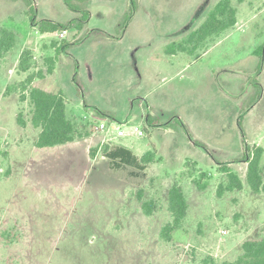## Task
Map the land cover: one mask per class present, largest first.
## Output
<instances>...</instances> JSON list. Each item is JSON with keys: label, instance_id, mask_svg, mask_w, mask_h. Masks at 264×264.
I'll use <instances>...</instances> for the list:
<instances>
[{"label": "rangeland", "instance_id": "1", "mask_svg": "<svg viewBox=\"0 0 264 264\" xmlns=\"http://www.w3.org/2000/svg\"><path fill=\"white\" fill-rule=\"evenodd\" d=\"M133 1L124 27L131 0H74L90 13L84 29L41 34L23 0H0V29L15 34L0 68V232L8 228L16 236L10 247L0 241V264H223L245 239L261 235L264 195L244 185L217 198L216 188L225 180L221 165L244 182L245 147L264 151V137L236 142L244 115L251 124L264 120V55H253L264 44V0H231L236 24L192 56L168 55L166 45L196 29L217 0ZM31 2L36 21L67 25L78 16L63 0ZM126 28L120 43H101L118 40ZM184 61L179 74L174 65ZM162 70L166 80L152 74ZM32 88L64 94L78 135L73 142L34 147L38 130L28 101H19ZM19 112L24 128L16 124ZM100 123L105 130L97 129ZM134 126L143 137L132 134ZM221 139L227 148L215 146ZM116 146L137 156L151 151L154 161L144 171L112 170L103 151ZM193 180L207 187L198 190ZM173 183L182 188L188 213L184 229L164 241ZM139 197L154 203L151 216Z\"/></svg>", "mask_w": 264, "mask_h": 264}, {"label": "trees", "instance_id": "2", "mask_svg": "<svg viewBox=\"0 0 264 264\" xmlns=\"http://www.w3.org/2000/svg\"><path fill=\"white\" fill-rule=\"evenodd\" d=\"M73 1L74 0H63L67 9L78 15L77 18L66 25L50 21H36L31 0H23L28 9V17L31 25H36L41 34L55 33L67 27L72 28L76 32H80L84 29L88 23L90 13L83 8V6L75 5ZM134 4V1L131 0L129 11L124 15L122 20V27H124L132 17L135 8ZM235 24L236 9L232 6L231 0H217L208 10L198 27L187 33L179 42L167 44L165 53L168 55L185 53L192 56L207 39L220 35L225 30L232 28ZM14 45L15 34L10 30L1 28L0 68L1 59L5 57ZM66 48L67 47L63 46L61 49H56V56L60 51ZM253 55L259 58L264 55V44L257 48L253 52ZM55 59L56 58L48 60L50 66H54ZM19 68L22 71L27 70V67L23 64V60H21ZM52 68L53 67L48 68V74L52 72ZM33 78V76H29L26 79V83L30 84ZM26 100L30 106V124L33 128L38 130L37 139L34 142V147L36 149H50L66 145L77 138L76 128L66 117L65 96L61 91L52 93L40 88H32L26 96L24 94L19 96L20 102ZM16 124L21 128L26 126L21 112L16 116ZM94 151L95 150H93V152ZM263 153V149L259 146L245 147L242 156V160L246 164L244 182L232 168L227 165H221L219 170L224 174L225 180L218 184L216 188V197L221 198L227 193L240 191L243 189L244 185L252 193L264 195ZM103 156L109 160V167L112 170L132 167L138 171H144L146 165L153 162L155 158L154 153L151 151H146L141 156H136L131 150L121 146L110 149L105 148ZM192 182L198 190H204L207 187L206 184H201L200 180H193ZM139 201L143 214L145 216H151L155 209L154 203L151 200L143 201L141 197H139ZM167 211L170 219L160 230V237L164 241L170 240L172 232L184 229L188 213L187 199L178 183H173L168 190ZM15 237L16 236L8 228L0 232V241L7 247L13 245L16 240ZM223 264H264V228L259 237L245 239L240 244V253L233 261L224 262Z\"/></svg>", "mask_w": 264, "mask_h": 264}, {"label": "crops", "instance_id": "3", "mask_svg": "<svg viewBox=\"0 0 264 264\" xmlns=\"http://www.w3.org/2000/svg\"><path fill=\"white\" fill-rule=\"evenodd\" d=\"M130 25V24H129ZM128 30V28H126L123 32V36H121L118 40H111V41H106V42H101V43H106V44H109V43H113V42H117V43H120L121 41H123L124 39V36H125V33L126 31ZM173 56V55H171ZM149 59H145V61L143 60L142 61V64L146 65V62H148ZM174 65V64H172ZM175 68V71L178 72L179 74L181 73V71H184L185 68H187V64L185 63V61L182 63V64H178V66L174 65ZM167 72L162 70V71H152V74L154 76H159V75H163L162 79L161 80H166V74ZM259 103V102H258ZM257 102L255 103V105L257 106L258 104ZM66 105V103H65ZM168 109V108H167ZM168 110H171V109H168ZM109 112V111H108ZM154 112L156 111H152L150 113L151 116L155 115ZM157 112H159L157 110ZM179 114V113H178ZM179 116V115H178ZM180 118V116H179ZM182 118V116H181ZM180 118V119H181ZM244 119H242V128L243 130L245 131L243 133V136L240 135V133L238 132V134H236V142L237 144H242V141L245 140V137L249 136L250 140H252V143H256L257 140L259 139H263L264 135H263V132H264V120L261 122L260 120L259 121H254L252 124L250 123L251 121H248L246 115H244L243 117ZM232 119V118H231ZM187 124V122H186ZM189 126V124L187 125ZM189 128V127H188ZM190 129V128H189ZM236 130V129H235ZM223 131V128L222 127H218L217 128V131L215 132V138L218 139V137H220L222 134H220L221 132ZM193 136L197 139H199L200 141H202V138L195 135L194 133H192ZM230 145V144H229ZM215 146H218V147H221V148H227V142H224L223 139L220 140V143H217ZM143 153V152H142ZM137 156V155H136Z\"/></svg>", "mask_w": 264, "mask_h": 264}, {"label": "built area", "instance_id": "4", "mask_svg": "<svg viewBox=\"0 0 264 264\" xmlns=\"http://www.w3.org/2000/svg\"><path fill=\"white\" fill-rule=\"evenodd\" d=\"M60 36H62V35H60ZM97 129L103 131V130L106 129V126H105V124L100 123L98 125V128ZM131 132H132V134H134L138 138L143 137V135H144L143 130H141L139 127H136V126H134V127L131 128ZM117 136L118 137H123L124 136V131L119 130L117 132Z\"/></svg>", "mask_w": 264, "mask_h": 264}]
</instances>
